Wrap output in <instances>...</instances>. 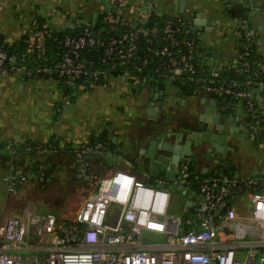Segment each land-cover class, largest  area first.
<instances>
[{
  "label": "built area",
  "instance_id": "built-area-1",
  "mask_svg": "<svg viewBox=\"0 0 264 264\" xmlns=\"http://www.w3.org/2000/svg\"><path fill=\"white\" fill-rule=\"evenodd\" d=\"M108 2L112 8L115 6L107 17L115 25L114 33L98 37L92 25L85 22L81 34L65 36V50L59 60L43 67L18 63L0 41V77L45 74L67 85L87 79L95 88L108 87L116 78L140 85L139 75L147 73L154 83L165 81L215 98L242 102L248 109L253 132H264L263 119L252 101L254 88L264 90V60L251 57L258 41L256 31L244 19H235L243 32L238 33V55L226 63L202 56L196 37L188 35L194 29H185L187 21L182 16L150 25L152 13L158 12L153 0ZM100 9H106L105 5ZM35 25L36 19H32L25 31L26 42L30 51L43 52L45 37L52 29L45 24L35 30ZM90 50L101 52L99 61L83 55ZM113 72L116 77L111 78ZM4 146L12 157L33 151L49 155L71 153L76 178L92 190L72 220L59 219L55 213H36L32 206L23 215L9 216L0 228V264H264V188L254 177L225 172L203 176L198 181L197 196L189 201V217L183 221L169 212L172 193L163 177L144 172L139 178L124 169L96 177L90 157L108 154L101 142L75 144L67 138L61 143L47 141L19 147L10 141ZM46 166L41 164L34 174L5 176L8 190H14L15 180L42 183L46 180ZM190 166L191 160L183 158L179 177L173 182L190 185ZM11 168L15 172V167ZM243 195L248 196L245 204L249 210L247 220L240 221L236 204ZM184 222L192 225L187 231L182 228ZM219 228H229L234 238L218 242L214 235ZM31 229L39 242L55 234L47 255L27 260L13 251L24 246ZM146 231L167 233L166 244L141 247ZM251 232L256 237L246 239ZM241 248L246 249L243 258L237 254Z\"/></svg>",
  "mask_w": 264,
  "mask_h": 264
},
{
  "label": "crops",
  "instance_id": "crops-1",
  "mask_svg": "<svg viewBox=\"0 0 264 264\" xmlns=\"http://www.w3.org/2000/svg\"><path fill=\"white\" fill-rule=\"evenodd\" d=\"M153 1L157 4L158 12L167 17L182 16L188 23L199 19L201 14L205 15L203 20L207 21V28L194 25V29L198 31L199 47L205 59H217L219 55L218 60L229 63L238 55L239 35L235 29L237 27L235 19H243L240 17L242 11L239 10L241 4L234 12L231 11V14L228 12L225 14L224 10H227L225 2L229 0ZM182 1L184 12L181 14L179 10ZM106 4H110L108 0ZM101 6L103 5L100 0H0V38L8 44L18 43L37 15L46 17L52 29H73L74 18L80 14L89 18ZM232 8L233 3L228 6V10ZM212 21L217 23L211 26ZM250 27L255 30L256 26L251 23ZM209 47L215 51L212 58L211 55H206ZM257 54L264 59V48L258 47ZM156 85H159V91L153 92ZM139 88V85L123 78L114 79L108 87L93 88L89 84L76 83L73 85L75 98L70 99L65 96L64 83L57 78L27 74L0 77V175L7 185V198L0 205V228L9 216L23 215L30 206L39 214L56 213L59 219H74L76 211L71 210L72 196L70 197L69 193H73V186L79 182L75 176L73 158L68 154H59L54 157L52 178L48 179L44 186L34 179L15 180L14 190H8V183L3 178L14 177L16 173H31L35 157L27 155L15 161L4 144L11 141L17 145H26L52 140L61 143L67 138L75 144H82L89 143L91 135L101 131L106 132L108 136L110 143L108 155L113 159L104 156L107 158L106 161L102 160L93 165L96 177L110 175L118 169L128 170L139 178H143L144 172L161 176L168 180V187L172 193L171 202L178 200L176 206L174 204L170 206V214H182L183 221L188 218L184 214L188 213L189 201L197 196L198 189L190 192L193 185H188L189 193L186 197L185 192L179 189V185L170 180L168 172H161L158 165L151 168L149 159L141 154V148L144 147V140L150 135H166L169 130L178 132L180 129H192L193 126L190 125L192 114L198 115L204 111L215 97L195 90L181 89L168 82L162 85L149 82L141 90H138ZM163 90L165 93L161 96ZM77 98L79 101H76ZM155 98V106L159 107V110H153L154 114L150 115L148 109ZM218 100L219 105L225 102L219 98ZM252 101L264 119V93H254ZM228 102L231 106L233 101ZM73 105L75 108H72ZM236 108L242 112L245 105L236 102ZM233 113L238 117L236 111ZM241 123V120L236 122L237 125ZM256 136L260 138V135ZM258 139L256 142L252 141L248 133L247 137L239 139L241 142L238 149L228 152L226 159L221 154H216L214 159L198 158L192 171L195 186L198 187V181L203 176L224 171H231L234 176L254 177L264 186V141L259 143ZM227 160L230 161L229 165L225 164ZM14 165L15 172L11 168ZM82 185L88 187V195L92 188L88 184ZM53 188L64 193L63 197L56 196L57 202L61 204L60 212L49 206L41 211L39 205L35 206L37 203L35 197L37 195L46 197L48 190ZM184 197L186 202L185 206H182L180 200ZM247 199V195L242 196L241 202L236 204L237 219L240 221L247 220L249 210L245 204ZM177 206H180L179 212L172 213V210H178ZM183 225L184 223L182 228ZM226 225L230 226L229 223ZM54 234L48 236L44 242H39L31 229L25 236L24 246L13 252H19L27 260L41 258L48 254ZM214 237L218 242H222L232 240L234 235L229 228H219ZM255 237L256 234L251 232L246 239ZM167 239V233L146 231L142 235L141 247L164 246ZM245 251L244 248L238 249V257L243 258Z\"/></svg>",
  "mask_w": 264,
  "mask_h": 264
},
{
  "label": "water",
  "instance_id": "water-1",
  "mask_svg": "<svg viewBox=\"0 0 264 264\" xmlns=\"http://www.w3.org/2000/svg\"><path fill=\"white\" fill-rule=\"evenodd\" d=\"M100 3L105 5L107 10L112 8V5L106 4L105 0H100ZM232 3L233 8L230 10L225 9L224 13L226 14L228 12L231 14V11L234 12L238 5L241 4V6L239 5V10L242 11L240 17L247 22L249 27L251 23H254V26H256L255 31L258 45L264 48V0H229L225 2V5H227L225 8H228ZM179 12L181 14L184 12L183 1ZM204 17L205 15L201 14L199 15V19L189 22V24H191L193 29L195 27L194 25L206 26L207 21L203 20ZM216 23L217 21H212L211 26ZM235 29L236 31L238 30L237 27ZM206 55H211L210 58H212L215 55V51L209 47ZM202 56H204L203 53ZM217 59H220L219 55ZM159 88V85H156L153 92L159 91ZM184 89L187 88L184 87ZM189 89L190 91H194L192 87ZM262 92L264 93L261 88L253 89V95L254 93ZM164 93L165 91L163 90L160 95L163 96ZM155 101L156 98L148 109L150 115L154 114L153 110H159V107L155 106ZM228 106L229 102H224L219 105L218 98H215L204 111L198 115L192 114V121L190 123L193 126L192 129H180L178 132L169 130L166 135H150L144 140L145 144L141 148V154L149 159L151 168L154 165L160 166L161 172H168V177L171 181H174L179 177V164L184 157L189 158L193 164L198 158L214 159L216 154H221L226 159L228 152L238 149L241 142L239 139L247 137L248 133H250V139L252 141H257L258 137L256 135H260L258 139L259 143L264 141V132L256 134L250 127L251 119L246 107L241 112L240 109L236 108V102H232L229 107L233 112H237L238 117H236L229 110ZM240 117H243V119H240ZM223 120H225L224 123H222ZM240 120L242 123L237 125L236 122ZM137 143H139L138 140ZM104 156L113 159L108 154H93L92 158L102 159ZM228 163L230 161L227 160L225 164L229 165ZM179 189L183 190L186 194L189 193L187 186L179 185ZM191 191H195V188H192ZM184 216L189 217V213H185Z\"/></svg>",
  "mask_w": 264,
  "mask_h": 264
},
{
  "label": "trees",
  "instance_id": "trees-1",
  "mask_svg": "<svg viewBox=\"0 0 264 264\" xmlns=\"http://www.w3.org/2000/svg\"><path fill=\"white\" fill-rule=\"evenodd\" d=\"M115 6H113L112 9L107 10V9H97L96 12H94L89 18L84 17V15H79L76 18H74L73 23L75 24V28L71 29H59V30H55L52 29V27H50L49 23H48V19L44 16L41 15H37L36 18V25L33 27L35 30H40L43 28V26L45 24H47L49 26V28L52 29V32L48 35H46L45 37V43H44V48L45 50L39 51L38 49H35L34 51H30L29 50V45L26 42L27 39V35H24L21 40L18 43L15 44H8L5 43L1 38L0 41L4 44V47L7 49L8 53L15 57L16 61L18 63H22L25 64L29 67H43L45 65L50 64L53 61H58L60 56L62 55V53L65 50L64 44H63V40L65 39V36L67 35H79L81 34V32L83 31L84 28V24L85 22L90 23L92 25V29L95 33L96 36L98 37H105V36H109L111 33H114V29H115V25L114 23L108 21V15L109 13H111L113 11ZM228 9V8H227ZM128 15V14H127ZM174 17H167L164 14H162L161 12H154L151 15L149 24L153 25V24H163L166 20L172 19ZM185 29H189L192 30V26L191 24H189L188 22H185ZM238 33H241L243 31H241V29H238L237 31ZM116 34V33H115ZM189 36L191 37H196L197 39V44L199 45V40H198V33L196 30L191 31L190 33H188ZM258 47L259 45L256 44V46H254L253 52L251 57L253 58H257L260 60H264L261 58V56L259 55V57L257 56L258 54ZM83 55L85 57H90V58H95L97 61L100 60L102 54L99 51H95V50H90L88 52H83ZM36 75V74H35ZM38 76H46L49 77L48 75L45 74H38ZM141 78V84L139 85V89L141 90L142 87L147 84V82H151L152 80H150L151 78L148 76L147 73H141L140 75ZM116 77V73L113 72L111 78ZM53 78H57V77H53ZM58 79V78H57ZM147 79V82H144V80ZM64 83V93L65 96L67 98L70 99H74V90H73V85H67L64 81H62ZM78 83H85V84H89L90 85V81L87 79H82V80H78L76 82ZM145 83V84H144ZM159 84H165L166 82H158ZM156 83V84H158ZM183 87H181L182 89ZM189 89V88H187ZM219 99L221 101H231V99H229L228 97H219ZM261 117H263L261 115ZM263 119V118H262ZM262 125L264 126V119L262 120ZM55 141V140H52ZM56 143H59L58 141H55ZM103 143L107 149H109L110 147V143H109V139L108 136L106 134V132H100V133H93L91 135L90 138V144H96V143ZM36 143H28L26 145H19V147H26L28 145H35ZM59 154H68V156H71V158H73L74 160V156L71 153H65V152H60L56 155H49V154H40L36 151L33 152H29V153H21V154H16L13 155V159L16 161L17 159H23L25 158L27 155L28 156H33L35 157V165L33 167V171L31 172V174L36 173L37 168L40 166V164H46V168H45V175H46V180L43 181L42 183H40V185H45L48 181V179L52 178V169L54 168V157L58 156ZM107 158H102V159H95V158H91L90 157V161L92 163V165H94L95 163H99L102 160L106 161ZM14 167H16L14 165ZM191 180H193V175H192V171L194 168V164L191 161ZM225 173L229 174L230 176H234L233 173L231 171H224ZM77 179V178H76ZM33 180V179H32ZM78 180V179H77ZM79 182H81V184H85L87 185V183H85L84 181L78 180ZM194 181H191V185H193V188L197 189V187L195 186L196 184H194ZM263 186V185H262ZM84 187V186H83ZM264 188V186H263ZM178 210L177 211H173L172 213H178L180 206H177ZM56 214V213H55ZM57 215V214H56ZM185 221V220H184ZM184 229L189 230L192 225H189L187 223L184 222L183 225Z\"/></svg>",
  "mask_w": 264,
  "mask_h": 264
},
{
  "label": "rangeland",
  "instance_id": "rangeland-1",
  "mask_svg": "<svg viewBox=\"0 0 264 264\" xmlns=\"http://www.w3.org/2000/svg\"><path fill=\"white\" fill-rule=\"evenodd\" d=\"M164 8V7H163ZM76 101H79V99L77 98ZM75 101V102H76ZM87 101V99H86ZM72 108H75V106L73 105ZM77 108V106H76ZM83 185L80 184V182L76 183L74 186H73V193H69L70 194V205H71V210L72 211H77V209L81 206L83 200L86 198V195H87V192H88V187H84V189H82ZM81 189L83 191H81ZM48 195H46V197H40V196H36L35 197V201L37 203H35V206L39 205L40 207V210L41 211H44L47 209V206H49L50 208L52 209H55L57 211L60 212V206L61 204L57 202V195H61L63 197V192H57L55 188L51 189V190H48L47 192ZM52 194V195H51ZM186 194V193H184ZM67 195V194H66ZM245 196V195H243ZM186 197H187V194H186ZM7 198V185L6 183L2 180L1 178V175H0V205L6 200ZM41 200V201H40ZM32 201V200H31ZM38 202H40V204H38ZM45 202L46 205L43 203ZM185 197L184 199L182 198L180 200V203L182 206H185ZM176 206L178 204V200H174L173 202H171V205ZM175 215H178V214H175ZM178 217H183V215H178Z\"/></svg>",
  "mask_w": 264,
  "mask_h": 264
}]
</instances>
